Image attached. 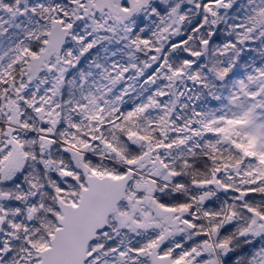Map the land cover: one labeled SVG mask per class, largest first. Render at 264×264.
I'll use <instances>...</instances> for the list:
<instances>
[{
  "label": "snow or ice",
  "instance_id": "snow-or-ice-1",
  "mask_svg": "<svg viewBox=\"0 0 264 264\" xmlns=\"http://www.w3.org/2000/svg\"><path fill=\"white\" fill-rule=\"evenodd\" d=\"M0 264H264V0H0Z\"/></svg>",
  "mask_w": 264,
  "mask_h": 264
}]
</instances>
